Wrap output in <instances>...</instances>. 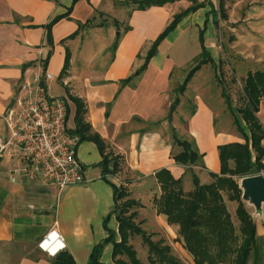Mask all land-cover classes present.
I'll return each mask as SVG.
<instances>
[{
  "label": "crops",
  "instance_id": "1",
  "mask_svg": "<svg viewBox=\"0 0 264 264\" xmlns=\"http://www.w3.org/2000/svg\"><path fill=\"white\" fill-rule=\"evenodd\" d=\"M75 1L0 0V118L14 104L21 83L36 76L51 51L47 72L53 78L49 81L57 79L66 87L68 94L64 98L69 100L72 96L86 104L87 122L102 137L107 151L112 150L114 157L125 162L126 172L134 178L130 187L139 200H144L153 187L160 190L156 174L164 169L181 180L184 188L192 181L190 168L202 185L211 183L210 173L221 171L218 147L244 144L229 117V122H222L226 104L222 91L213 85L214 70L204 67L209 64L204 65L187 86L189 89L209 69L210 85L200 87L189 98L194 110L187 118L188 140L203 155L204 167L183 166L173 159L182 149L175 145L177 123L170 112L181 103L177 94L166 96V101L160 99V87L176 69L172 50L185 49L191 38L195 54L191 63L201 54V31H205L204 44L215 62L218 0H178L144 10L134 4L144 0ZM199 5L200 9L185 16L161 42L157 54L142 70L148 52L173 18ZM68 13V18L53 26L51 46L46 26ZM67 51L70 64L63 74ZM187 89L182 95L184 101L189 100L183 98ZM69 102L70 114L73 112V126L70 118L69 126L74 129L75 109ZM225 109L230 113L227 106ZM219 113L222 115L218 120ZM263 113L264 100L258 114L264 126ZM78 158L84 168L85 183L63 190L41 184H13L6 171L10 163L0 169V264H54L61 253L71 255L75 264H90L93 249L109 238V230L120 242L119 223L115 215L110 216L115 205L114 191L102 178L98 147L91 142L80 143ZM203 175L207 184L201 180ZM111 178L108 181L117 185ZM139 216L149 226L169 229L166 219L154 208L141 209ZM255 223L258 238L264 239V221L260 229L261 222ZM48 237L50 251L40 246ZM113 251V244H106L100 262L115 264Z\"/></svg>",
  "mask_w": 264,
  "mask_h": 264
},
{
  "label": "trees",
  "instance_id": "2",
  "mask_svg": "<svg viewBox=\"0 0 264 264\" xmlns=\"http://www.w3.org/2000/svg\"><path fill=\"white\" fill-rule=\"evenodd\" d=\"M77 1V0H76ZM75 1V2H76ZM178 0H144L134 2L139 9L156 5L164 6ZM129 4V3H127ZM201 8V5L192 7L182 14L176 15L164 32L155 41L153 47L148 52L142 70L148 66L150 60L157 54L159 45L165 38L173 32L181 20ZM219 12L221 18L227 19L224 5L220 0ZM71 11V10H70ZM69 13L57 17L46 26L48 31V43L52 46L51 30L53 26L63 18H68ZM204 32H200L201 54L194 60V67H191L183 84L178 88L177 93L183 95L193 76L207 64L214 65L215 62L210 57L204 44ZM76 35V34H75ZM75 35L71 36L73 38ZM49 52L43 67L47 70ZM71 55L67 51L63 74L70 64ZM62 77V75H61ZM126 80L123 83H127ZM220 84V83H219ZM221 85L222 98L233 116L234 125L241 134L244 144L232 143L218 147L219 160L221 164L220 174L210 173L212 183L202 185L197 175H192L194 190L186 195L183 190L181 180H176L168 170H162L156 174V179L160 186L161 196L154 200V208L157 213L166 218L169 226L178 227V235L182 239L185 250L193 257L195 264H225L231 255H235V264H248L250 258L254 257V264H260L261 257L258 249L257 225L252 215L247 211L242 201V190L235 178L244 179L247 177L264 174V126L261 124L258 114L261 102L264 100V72H250L244 79V103L236 112L233 110L232 99L226 89ZM69 100L75 107L74 122L75 128L70 132L78 136L80 143H94L100 152L102 161L99 167L102 171L103 180L110 183L114 191L115 205L110 216L115 215L119 223L120 242L115 241L114 232L110 231V236L102 244L96 246L90 257V264H102L100 262L103 248L106 244H113V258L115 264H127L118 259V256L127 255L131 264H139L136 253L133 249L125 250L129 235H141L144 242L149 246V260L155 262L153 256H157L161 264H183L171 254L168 246L161 247V244H153L146 238L140 229L135 227L132 220L137 217V212L129 217H123L119 201L128 196V193L114 183L108 181L120 170L119 157L112 158L106 154V144L102 137L93 132L92 126L87 122L88 109L86 104L78 98L69 96ZM176 101L175 104H177ZM238 116L242 118L248 127V133L244 131ZM70 118V108H69ZM175 145L182 148V152L174 156L176 163L183 166H198L203 163V155L199 154L193 146L187 142H181L175 137ZM233 163V167L231 166ZM229 194V201L237 203L236 219L239 222V236L236 234V227L232 221L227 206L223 200L222 193ZM130 207L137 206L138 202L129 201ZM139 206V205H138ZM109 218L105 221V226ZM233 250V246L238 243ZM131 248V247H130ZM54 264H75L73 258L68 253H61L54 261Z\"/></svg>",
  "mask_w": 264,
  "mask_h": 264
},
{
  "label": "rangeland",
  "instance_id": "3",
  "mask_svg": "<svg viewBox=\"0 0 264 264\" xmlns=\"http://www.w3.org/2000/svg\"><path fill=\"white\" fill-rule=\"evenodd\" d=\"M222 3L224 5L227 20L222 19L219 14L218 56L215 57L214 65L209 64L204 67H212V69L214 70V74L216 75L213 85L216 84L219 90L222 89L220 84L223 85V88L226 89L227 93L232 99L233 110L236 112V110L243 105L245 100L243 91L245 79L243 78V76L245 75V72H264V0H222ZM219 6L220 0L217 1L218 12L220 11ZM195 38L196 36L195 34H193V39ZM193 49V42L190 38L188 41V46L185 49L172 50L171 53H173V62L176 66V69L171 79L167 83H163L162 87H160V93L163 94L160 99L164 98V101H166V96L171 97L177 94L176 97L179 98L181 104L178 108H175L172 113V119L177 123L176 125H174L177 130L176 138L179 141L187 142L192 146L193 144L190 143L187 136V118L192 114L194 110V104L192 99L189 98L192 97L195 94V91L197 89H200V87H208L211 81V72L209 71V69H206L203 71L201 76L197 78L193 85L189 89H187L186 94L183 96L185 100L189 99L188 101H184L182 99V95L175 92V89L183 84V81L187 76L190 68L194 67L195 65L190 61L195 56ZM27 80H33V78ZM47 86L48 91L52 97H67L68 91L66 87H64L57 79L49 81ZM217 106L214 107L218 108ZM72 107H74V105ZM224 107L226 108V106ZM225 108H223V111L226 113V117H224V115L222 116L223 124L229 122L227 118L229 117L231 123L233 122L234 125L233 117ZM72 114L73 112L70 114V124L73 126ZM219 115L222 114L219 113L217 115L218 120ZM238 119L240 120L244 131L248 133V127L245 125L242 118L238 116ZM261 119L264 121V113L262 114ZM234 127L237 130L235 125ZM0 135L4 139H7L9 137V129L6 125L4 115H2L0 118ZM106 153L111 155L110 157H112L113 159L116 158L114 157V153L112 152V150L107 151L106 149ZM118 159L120 170L115 173V175L111 179L115 180L118 187H122L128 193L127 197L119 201V205L123 212V217L127 218L132 213L137 212V217L132 220V223L135 225V227L140 229L143 234H145L146 238L149 239L151 243H160L161 247H170L172 256L183 264H195L193 257L185 250L183 241L178 235V227H172L168 225L169 229L166 230L161 229L157 225L149 226L144 218L139 216L141 209L145 207H150V209L154 208L153 202L161 196V191L153 187L150 192L147 193V196L146 198H144V200H139L137 196H135L134 190H132V188L130 187V185L133 183L134 178H132L130 175H128V172H126L125 162L120 158ZM7 164L8 163L4 165ZM202 171L200 170V172ZM188 173L192 178V175L194 174L193 168H190ZM262 175L264 176V174ZM116 178L120 179V181H117ZM206 179L207 177H205L204 175L201 177V180H204V184H207L205 183ZM241 180L242 179L240 178H235V181L239 184V187L241 186ZM189 188L192 190L190 192H187V189ZM183 190L186 195L194 190V186L191 180L188 181V184H186L185 188L183 186ZM222 197L229 213L232 216V221L237 230L236 234L239 236V222L236 219L237 203L229 201V194L227 192H223ZM130 200L133 202H138L139 206L133 205L132 207H130ZM244 204L247 211L252 215L254 221L261 222V225H259L260 229L264 221L262 218L263 209L262 213L258 214L256 213V210L252 205L247 202H244ZM158 215L162 216L160 214ZM128 237L129 240L127 246L124 247V249H133L136 253L139 264H161L157 256H153L155 262L157 261L156 263L150 262V248L144 242V239L141 235L132 233ZM238 244L239 242L233 246V250L237 248ZM257 244L261 257L260 264H264V239L258 238ZM118 259L125 261L127 264H131L124 252L123 254L118 256ZM234 259L235 255H231L228 262L225 264H235ZM248 264H254L253 256L250 258Z\"/></svg>",
  "mask_w": 264,
  "mask_h": 264
},
{
  "label": "built area",
  "instance_id": "4",
  "mask_svg": "<svg viewBox=\"0 0 264 264\" xmlns=\"http://www.w3.org/2000/svg\"><path fill=\"white\" fill-rule=\"evenodd\" d=\"M52 78L43 65L38 67L33 80L21 83L14 104L4 114L9 137L0 136V169L10 163L6 171L13 184L63 190L85 183L78 158L80 139L70 132V102L50 95L47 82ZM49 237L40 244L47 251Z\"/></svg>",
  "mask_w": 264,
  "mask_h": 264
},
{
  "label": "water",
  "instance_id": "5",
  "mask_svg": "<svg viewBox=\"0 0 264 264\" xmlns=\"http://www.w3.org/2000/svg\"><path fill=\"white\" fill-rule=\"evenodd\" d=\"M175 108V106L171 108V115ZM240 188L243 191L242 200L252 205L256 213H262L264 205V176L257 175L244 178L241 180Z\"/></svg>",
  "mask_w": 264,
  "mask_h": 264
}]
</instances>
